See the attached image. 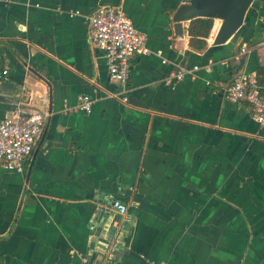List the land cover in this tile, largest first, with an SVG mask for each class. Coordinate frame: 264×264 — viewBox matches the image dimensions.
I'll list each match as a JSON object with an SVG mask.
<instances>
[{
  "label": "crops",
  "instance_id": "1",
  "mask_svg": "<svg viewBox=\"0 0 264 264\" xmlns=\"http://www.w3.org/2000/svg\"><path fill=\"white\" fill-rule=\"evenodd\" d=\"M184 2L0 0V119L19 104L47 112L23 172L0 163V264H264V127L224 96L236 74L264 67V0L220 45L213 19L201 51L189 21L173 31ZM99 4L145 34L127 104L109 96L117 85L87 38ZM112 199L130 222L113 260L97 263Z\"/></svg>",
  "mask_w": 264,
  "mask_h": 264
},
{
  "label": "built area",
  "instance_id": "2",
  "mask_svg": "<svg viewBox=\"0 0 264 264\" xmlns=\"http://www.w3.org/2000/svg\"><path fill=\"white\" fill-rule=\"evenodd\" d=\"M74 13L76 12L72 14ZM84 19L87 38L101 50L108 76L117 85L109 96L127 104L130 59L135 53H149L145 46V34L114 4H99ZM245 52L246 49L242 46L240 53ZM197 69V65L178 67L172 73V78L174 81L181 80L185 75H193ZM2 75H6V70ZM224 96L230 103L249 104L252 118L264 127V86L259 83L255 71L236 74L225 86ZM76 100L81 111L85 114L91 112L93 101L89 95L77 94ZM46 101V96L43 95L41 102L45 104ZM46 116V111L19 104L0 119V163L5 170L23 172ZM109 207L108 221L101 237L102 263L113 260L121 242L120 236L125 235V228L130 222L125 202L112 199Z\"/></svg>",
  "mask_w": 264,
  "mask_h": 264
},
{
  "label": "water",
  "instance_id": "3",
  "mask_svg": "<svg viewBox=\"0 0 264 264\" xmlns=\"http://www.w3.org/2000/svg\"><path fill=\"white\" fill-rule=\"evenodd\" d=\"M252 0H185L172 14L173 31L180 35L183 32L182 22L196 17H209L220 21L214 34L212 44L220 45L227 41L242 25L246 11ZM120 236V241L123 240ZM103 242V240H102ZM103 244L98 250V262L103 256Z\"/></svg>",
  "mask_w": 264,
  "mask_h": 264
},
{
  "label": "trees",
  "instance_id": "4",
  "mask_svg": "<svg viewBox=\"0 0 264 264\" xmlns=\"http://www.w3.org/2000/svg\"><path fill=\"white\" fill-rule=\"evenodd\" d=\"M212 25L213 18L209 17H196L189 20L186 27L189 47L195 51H201L205 49L207 46L206 38L209 35ZM3 62V47L0 46V70L3 66ZM255 71L259 83L264 86V67L259 66Z\"/></svg>",
  "mask_w": 264,
  "mask_h": 264
}]
</instances>
